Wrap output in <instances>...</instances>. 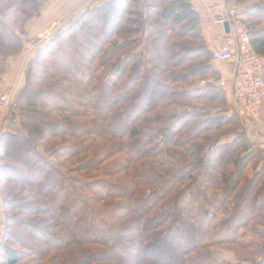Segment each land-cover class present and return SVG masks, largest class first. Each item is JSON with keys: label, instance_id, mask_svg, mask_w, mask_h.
I'll return each instance as SVG.
<instances>
[{"label": "trees", "instance_id": "16d2710c", "mask_svg": "<svg viewBox=\"0 0 264 264\" xmlns=\"http://www.w3.org/2000/svg\"><path fill=\"white\" fill-rule=\"evenodd\" d=\"M5 1L0 72L22 48L14 30L22 33L45 0ZM256 1L239 17L251 50L264 54V2ZM139 2L86 8L27 67L15 117L0 135V264H90L84 247L95 245L102 247L98 264H264V146L248 138L217 86L190 1L159 12L175 23L162 43L149 20L160 3ZM176 51L188 58L180 62ZM78 164L90 173L73 178L61 169L78 173ZM12 209L44 213L64 231L21 220L23 237L10 228L18 225ZM222 245L241 256L214 259L211 249Z\"/></svg>", "mask_w": 264, "mask_h": 264}, {"label": "rangeland", "instance_id": "374dc122", "mask_svg": "<svg viewBox=\"0 0 264 264\" xmlns=\"http://www.w3.org/2000/svg\"><path fill=\"white\" fill-rule=\"evenodd\" d=\"M9 0H6L5 1V3H7ZM50 0H45L41 5H40V7H39V15L37 16V17H34L33 19H35V18H38L39 16H40V14H41V11H42V9H44V7H45V4L46 3H48ZM104 0H86V1H84V3L83 4H81V6L80 7H78V8H76L72 13H70L69 15H67V16H65V17H62V18H56V19H53V20H62V22H63V24H62V28L61 29H64L68 24L70 25L72 22H73V20L74 19H77L78 17H80L82 14H83V12H84V10L86 9V8H90V7H94V6H96L97 4H99V3H101V2H103ZM178 0H146V3H147V5L148 6H150V4H152V5H154V3H156V2H158V3H160V6H156V8H155V10H157V13H156V15H153V14H150V18H149V20L150 21H155V23L158 25V30H159V32H161L162 34L160 35H156L154 32H151V36H152V38L154 39V40H156L158 43H162L163 42V40H162V38L165 36V35H167L168 33H170V31L171 30H174V26H175V23H173V21H174V17H171L170 19H164L163 17H161V15L159 14V12L161 11H164V10H166L167 8H169L171 5H173L174 3H176ZM259 1H263L264 2V0H259ZM254 2H257L256 0H246L243 4H231L230 6H229V4H228V6L231 8V9H237V10H240V9H242V7L244 6H246L247 4H251V3H254ZM140 5H141V3L142 4H144V6L146 5V3H145V1L144 0H140ZM141 6H143V5H141ZM155 6V5H154ZM228 7V8H229ZM243 7V8H244ZM1 9L2 10H6L5 9V6L4 5H2L1 6ZM245 9V8H244ZM150 10V9H149ZM152 15H153V17H152ZM130 16V15H129ZM152 17V18H151ZM131 18V17H130ZM33 19H31V20H33ZM30 20V21H31ZM53 20H50L49 22H48V24L44 27V28H42L41 30H39L35 35H33V36H31V37H29V36H27V35H25V37L22 35V34H24V30H23V32L22 33H19L18 31H16V30H14V32L21 38V41H22V43L25 45V46H27L28 47V49L30 50V52L32 53V55H33V53H35L34 54V57L36 56V54H37V52L39 51V49L41 48V47H43V46H45L46 44H47V42L55 35V34H53V35H51V36H49L46 40L45 39H43V38H41L40 36H39V34L40 33H42L43 31H45L48 27H49V24L53 21ZM29 21V22H30ZM136 22H137V25H140V23H139V21L138 20H136ZM243 25V24H242ZM26 26V25H25ZM60 29V30H61ZM179 32H180V34H181V27L180 28H178L176 31H175V33L178 35L179 34ZM167 37V41L170 39V37L171 36H166ZM22 44V45H23ZM179 53V54H178ZM178 55V59L180 60V62H182L183 60H185V59H187L188 58V56H186L184 53H181V52H178V51H176V53H174L173 54V56H177ZM33 57V58H34ZM33 58H32V60H33ZM189 58H191V57H189ZM156 64H158V62L156 63ZM192 64H194V63H192ZM219 65V64H218ZM220 66H221V64H220ZM141 77L143 78V75H141ZM219 77V80H218V82H220V75L218 76ZM180 78H184V76H180ZM198 79V77H192V78H189L188 80H189V83H192V81H195V80H197ZM224 81V80H223ZM139 82H141L140 80H139ZM218 82H217V86L219 87V85H218ZM121 83H122V81H121ZM201 83H203V82H201ZM182 84V85H181ZM181 85V86H180ZM178 86H180V88L181 87H184V86H187L186 84L184 85L183 83H180ZM222 89H224V91H225V96H226V100H227V102H228V104L229 105H231L232 107L235 105V103L233 102V99L230 97V87L228 86V88H222ZM175 97H174V95H168V97H167V99H169V100H172V99H174ZM16 101H17V95H16V99L14 100V105H15V103H16ZM234 104V105H233ZM14 105H13V107H14ZM263 106H264V104H263ZM235 107L236 108H234L233 107V109L235 110V112L238 114V116H239V119H240V123H241V125H242V128H244L245 129V132H246V134H247V136H248V138L251 140V141H254L255 143H257V144H260L261 146H264V133H262V132H260L258 129H255L254 127H252L249 123H248V121L246 120V118L242 115V113H241V111H240V109L235 105ZM237 109V110H236ZM101 138V139H100ZM102 138H104V139H102ZM107 137L106 136H101V137H98L97 139L98 140H105ZM110 140L112 141L113 140V138H110ZM114 142H116L115 140H114ZM130 142H131V140H130ZM52 147H53V144H52ZM51 148V147H50ZM125 151V150H124ZM92 152H93V149H91L89 152H88V154L87 155H85V156H90L91 154H92ZM195 156V158H196V154H194V155H191L190 156V158L191 159H195V158H193ZM93 157V156H92ZM64 157H62V158H60V161L63 159ZM84 158V156H81V157H79V159H75L74 161H66V163L64 164V165H66L67 167L68 166H71L72 165V163H76L78 160H82ZM50 161H52V159L51 158H48ZM59 161V160H58ZM110 161V158L109 159H107L106 161H105V164L107 163V162H109ZM66 166H63L64 168H61V169H64V171H66L71 177H73V178H78L79 176H86V175H88L89 173H90V171L88 170V169H81V167H80V165L78 164V166L76 167V168H79L78 169V173H73V172H70L71 171V167L70 168H67ZM99 166H100V168L101 167H103L104 165L103 164H99ZM242 187V186H241ZM114 201H115V199H113V198H111V199H107V200H105V204H107V205H112V204H114ZM116 202V201H115ZM0 203H2V201L0 200ZM27 203V202H26ZM99 206L100 205H102V204H104V203H97ZM11 213H13V214H15V219H16V222L18 221V225H17V227L16 226H13V227H10V228H13V230H14V232L15 233H18V234H20L21 236H23V237H25L26 235H25V233H22V231H20V222H21V220L22 221H25V220H27V221H30V222H34V223H36V226L39 228V229H42V230H46L47 232H62V231H64L63 230V228H62V226H60V227H58L57 226V223H52V221H50V220H48L47 218V216H45L44 215V213H40V214H37L35 217H33V216H20V215H16V210H14V209H12V211H10ZM3 215V214H2ZM0 216H1V214H0ZM1 218H2V216H1ZM37 218H40L38 221H36L35 222V220L37 219ZM2 220H4V217H3V219ZM34 223H32V224H34ZM11 226V225H10ZM3 228H4V223L3 224H1V229H0V241L2 240V232H3ZM64 240V239H63ZM247 240H249V238H246V239H244L243 241H247ZM8 241V240H7ZM10 241L12 242L11 244H12V247H15V248H19V249H23V250H25V248L24 247H22V246H20L18 243H17V241L16 240H12V239H10ZM35 244H36V246H38V247H40V248H46L45 246V244H43V243H41V242H35ZM76 246V245H75ZM85 248V252L83 253V256H88L89 258V260L91 261V262H93V263H90V264H98L96 261H97V259H98V257H97V255H98V252L100 251V253H101V250H102V247L101 246H99V245H95V246H89V247H84ZM211 252H212V256H213V258L214 259H216V260H218V261H220V260H230L231 262H235V258L234 257H236V256H238V255H240L241 256V254H242V252L241 251H237L235 248H232L231 246H229V245H222V246H218V247H213L212 249H211ZM99 253V254H100ZM94 256H96V257H94ZM257 259V261H259V258H256ZM82 264H85V263H82ZM244 264H250V262H247V263H244Z\"/></svg>", "mask_w": 264, "mask_h": 264}, {"label": "built area", "instance_id": "2783aa9c", "mask_svg": "<svg viewBox=\"0 0 264 264\" xmlns=\"http://www.w3.org/2000/svg\"><path fill=\"white\" fill-rule=\"evenodd\" d=\"M218 22L228 25L223 43H215L210 48L213 62L231 61V94L235 105L240 109L248 123L264 133V54L253 52L249 46V37L239 17V10L231 9L229 14ZM62 20H53L49 27L39 34L43 39L56 34L62 28ZM218 85L227 88L228 83L220 81ZM16 89L6 88L0 93V113L14 105Z\"/></svg>", "mask_w": 264, "mask_h": 264}, {"label": "crops", "instance_id": "0c3cea01", "mask_svg": "<svg viewBox=\"0 0 264 264\" xmlns=\"http://www.w3.org/2000/svg\"><path fill=\"white\" fill-rule=\"evenodd\" d=\"M86 0H50L45 4L41 14L38 18H35L28 22L24 27L25 35L31 37L35 35L39 30L44 28L50 20L56 18H62L72 13L76 8ZM193 9L197 12L199 17V30L204 37V40L209 48L215 43H223L226 30L218 20L227 16L231 10L229 7L231 4L226 0H189ZM229 7V8H228ZM23 44V43H22ZM34 54L30 52L27 46L22 45L19 53L9 57L0 72V93L6 88L14 87L16 89L17 96L22 91L26 84V70L29 66ZM219 64V65H218ZM221 64V66H220ZM216 70L220 75V81H225L231 88V73L233 69V63L231 61L216 62ZM228 88V87H227ZM231 90V89H230ZM231 94V91H230ZM232 94L230 95V97ZM232 98V97H231ZM11 117H15L14 107L12 106L7 111L0 113V135L6 128L8 121ZM1 200V198H0ZM0 229L3 224L2 205L0 203Z\"/></svg>", "mask_w": 264, "mask_h": 264}, {"label": "water", "instance_id": "95a60500", "mask_svg": "<svg viewBox=\"0 0 264 264\" xmlns=\"http://www.w3.org/2000/svg\"><path fill=\"white\" fill-rule=\"evenodd\" d=\"M224 28H225L226 32H228V25L227 24L224 25Z\"/></svg>", "mask_w": 264, "mask_h": 264}]
</instances>
